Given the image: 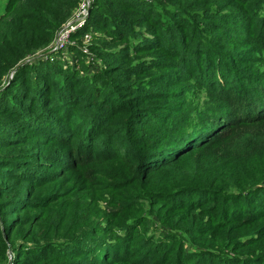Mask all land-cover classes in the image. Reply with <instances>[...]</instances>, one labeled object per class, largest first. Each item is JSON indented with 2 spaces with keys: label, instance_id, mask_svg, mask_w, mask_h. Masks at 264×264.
I'll return each mask as SVG.
<instances>
[{
  "label": "trees",
  "instance_id": "obj_1",
  "mask_svg": "<svg viewBox=\"0 0 264 264\" xmlns=\"http://www.w3.org/2000/svg\"><path fill=\"white\" fill-rule=\"evenodd\" d=\"M0 15V264H264V0Z\"/></svg>",
  "mask_w": 264,
  "mask_h": 264
},
{
  "label": "built area",
  "instance_id": "obj_2",
  "mask_svg": "<svg viewBox=\"0 0 264 264\" xmlns=\"http://www.w3.org/2000/svg\"><path fill=\"white\" fill-rule=\"evenodd\" d=\"M97 0H79L78 5L71 11L69 19L56 31L53 40L48 45L50 52H60L63 59H69L68 47L78 46L84 53L87 62L98 63L89 49L92 40L91 32H84L80 37V45H78L73 34L82 29L87 22L90 8Z\"/></svg>",
  "mask_w": 264,
  "mask_h": 264
},
{
  "label": "rangeland",
  "instance_id": "obj_3",
  "mask_svg": "<svg viewBox=\"0 0 264 264\" xmlns=\"http://www.w3.org/2000/svg\"><path fill=\"white\" fill-rule=\"evenodd\" d=\"M6 1L7 0H0V15L4 12V6H5ZM91 42H92V40H91Z\"/></svg>",
  "mask_w": 264,
  "mask_h": 264
}]
</instances>
